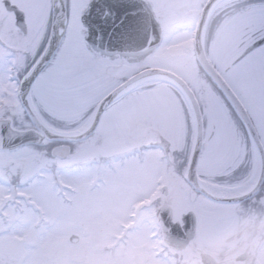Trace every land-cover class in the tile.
Returning a JSON list of instances; mask_svg holds the SVG:
<instances>
[{
	"label": "snow or ice",
	"instance_id": "snow-or-ice-1",
	"mask_svg": "<svg viewBox=\"0 0 264 264\" xmlns=\"http://www.w3.org/2000/svg\"><path fill=\"white\" fill-rule=\"evenodd\" d=\"M134 7L0 0V264H84L75 253L97 230L113 252L138 235L162 243L173 197L207 225L226 211L222 197L264 181V0L247 5L251 34L231 80L251 144L217 131L179 155L162 142L121 139L106 125L108 108L90 103L111 59L107 26ZM220 103L237 129L233 108ZM29 135L36 140L16 143ZM245 162L244 178L219 182Z\"/></svg>",
	"mask_w": 264,
	"mask_h": 264
},
{
	"label": "rangeland",
	"instance_id": "rangeland-1",
	"mask_svg": "<svg viewBox=\"0 0 264 264\" xmlns=\"http://www.w3.org/2000/svg\"><path fill=\"white\" fill-rule=\"evenodd\" d=\"M254 2L256 0H231L222 3L210 12L202 33V47L209 62L218 70L229 66L233 58L237 56V48L244 27H250L252 23V14L247 5ZM200 5L195 4L193 7L190 4L186 12L194 10L199 13L202 9ZM166 12L172 24H177V21H182L186 17L184 11L174 6ZM197 20L198 18L192 23L191 30L190 28L189 30H180V27H177V30L167 31L160 47L151 53L140 67L168 70L187 82L200 104L205 127L204 142L209 135H214L217 131L232 139L237 133L236 129L232 128L230 120L228 122L230 128L228 127V130L224 131V122L228 115L220 103L223 96L199 67L193 51ZM138 70L139 66L127 65L119 59L107 61L99 71L100 87L90 103L97 108L106 95L137 74ZM108 110L105 117L106 125L115 131L121 139L148 142L160 140L158 138L162 136L170 142L171 151L178 155L183 153L186 148L189 153L194 148L196 120L192 106L184 92L181 93L169 84L149 85L133 91L118 98ZM239 137L242 140L246 139V142L251 144L245 136ZM181 160L182 157L176 163L179 164ZM171 163L172 161L169 159V165ZM249 168L250 164L245 162L230 176L218 178L219 182L235 183L248 174ZM159 195L158 193L156 198H159ZM171 202L175 219H179L181 214L186 213L182 210L185 201L182 196H175ZM220 215L215 216L211 223L198 226L196 239L193 240L185 253L172 258L173 263L179 264L180 262L182 264V260L187 258L200 263L199 254L203 250L219 248L220 227L226 224L227 231L231 236V233L235 231L233 228H236L237 224L229 216L224 224L220 220ZM114 247L115 245L107 240L101 231L97 230L94 232L92 242L76 251L75 258L84 261V264H137L138 262L134 261L133 257L135 253L139 252L140 261L144 264H168V262L156 258L161 248L160 243L152 242L141 235L131 237L124 246L115 252L112 251Z\"/></svg>",
	"mask_w": 264,
	"mask_h": 264
},
{
	"label": "water",
	"instance_id": "water-1",
	"mask_svg": "<svg viewBox=\"0 0 264 264\" xmlns=\"http://www.w3.org/2000/svg\"><path fill=\"white\" fill-rule=\"evenodd\" d=\"M216 1L217 0H209L205 5L204 9H202L203 11L201 13V19L197 25L194 40V51L197 59L196 61L203 69V71L209 76V78L213 80L214 84L218 87V89L226 96L227 100L230 102L232 107L240 115L241 119L246 124V127L248 128L247 130H249L250 128H252V124L250 121H247L245 119L247 114L241 113L239 109H236L235 104L232 103L233 97L235 96L234 92L221 78L215 68L210 64L208 58L206 57L203 51V29L208 21L207 19L209 18L210 8ZM123 2L135 7L129 8L124 11H118L115 14L114 18L109 22L107 26L109 35L104 42L105 47L111 53L110 60L124 59L130 63H142V61H144L148 56H150L151 53L154 52L160 45L162 40V28L160 24L156 21L154 17V11L152 10L148 2H143V4H139L135 0H123ZM58 39L59 37L57 36L56 42L53 43V48H55ZM152 74H161L170 78L181 88V90L187 96L192 106L196 120V136L194 148L202 146L204 144V126L202 112H200V104L199 102H197L198 100L192 89L187 84V82H185L182 77L175 74L174 72L156 68L144 69L124 81L121 85H119L108 95H106V97H104V99L97 106V109L109 108L127 87L134 84L140 79L152 76ZM230 93L232 94L231 96L229 95ZM241 108H243V105H241ZM35 140V136L29 135L24 137L23 140H17L16 143H27ZM250 140H252V137ZM159 142L170 146V142L164 137H161ZM254 193L255 192H252L251 195H243L234 198L221 199L224 203H237L249 198ZM167 210V208H161V212H167ZM182 220L184 222L183 229L179 222L176 223L173 221V211L171 216H165L166 228L164 231L163 242L167 248L183 250L195 238L196 218L194 216H191V214L188 215V213H185L182 217ZM202 257L205 264H215L214 262L212 263L209 261V259H213L211 256L204 254Z\"/></svg>",
	"mask_w": 264,
	"mask_h": 264
},
{
	"label": "flooded vegetation",
	"instance_id": "flooded-vegetation-1",
	"mask_svg": "<svg viewBox=\"0 0 264 264\" xmlns=\"http://www.w3.org/2000/svg\"><path fill=\"white\" fill-rule=\"evenodd\" d=\"M135 1L138 2L139 4H143V2L144 3L148 2L150 4L152 10L154 11V17L162 28L161 31L162 32L161 44H162L165 38L164 35L167 31L169 32L170 30L171 32L174 31V29L177 30V27H180V30H189V28L191 30L192 23L195 21L196 18H198L196 23V28H197V25L201 19V13L203 11L202 9H204L205 5L209 0H135ZM190 4L193 7L195 4H201L200 5L202 6V9H200L201 12L197 13L194 10H190L186 12V10H188V5ZM172 6L186 13V17L182 21H177L178 22V23L176 22L177 24L174 23L175 25L170 23V20L168 19L169 17L166 12V10L171 9ZM244 28L245 29L243 30V33L241 35V41L237 48L238 54L235 58H233L231 64L229 66L223 67L222 70H218V68L214 67L221 76V78L230 87L231 90H232L231 80L233 75V67L236 64V62L240 59V57L244 54V51L248 46L249 38L251 34V27L247 26ZM194 40H195V36H194ZM194 50H195V44H194ZM119 60L127 65L139 66L138 72L147 69L146 67H140L145 60L142 61V63L141 62L130 63L124 59H119ZM220 93L223 96V98L227 100L226 96L221 91ZM230 106L232 107L231 104ZM233 112H234V117L237 121V129L235 130V132L239 136H245L246 138H248V140L251 143L252 141L250 140L251 136L249 135V130H247L248 128L246 127V124L243 122L240 115L235 111L234 108H233ZM229 120L230 119H228L227 116L226 121L224 122L225 132L226 130H228V127L230 128L229 126L230 123H228ZM161 137L162 136H159L158 139H160ZM150 141H155V140H150ZM157 141L158 140H156L155 142ZM171 204L170 206L173 209V221L176 223L179 222L183 229L184 222L182 220V217L185 213L181 214V217L179 219H175L174 208ZM225 205L227 206L226 211L221 213L220 220L224 223L227 221L228 216L231 219H234V223L237 224L236 228H233V230L235 231H233L230 236L227 231L228 229L227 224L225 226L220 227L221 240L219 243V248L215 247L217 249H206L205 251L203 250L199 254L200 263L194 261L191 258H187L182 260L183 262L182 264H205L202 257L204 254L211 256L213 259H209V261L212 263L214 262L215 264H264V181H261L255 193L249 198L237 203H225ZM197 235H198V224L196 221V236L194 239H196ZM192 242L193 241H191L187 246V248L183 250L166 248L163 245V243H160L161 248L159 250V253L157 254L158 257L156 258L161 259V255H163L162 261H166L168 262V264H178L177 262L173 263L174 261L173 257L185 253V251H187L188 247H190V244H192ZM133 259L134 261L138 262L137 264H144L143 262L140 261L139 252L135 253ZM142 261H144V259H142ZM179 264L181 263L179 262Z\"/></svg>",
	"mask_w": 264,
	"mask_h": 264
},
{
	"label": "bare ground",
	"instance_id": "bare-ground-1",
	"mask_svg": "<svg viewBox=\"0 0 264 264\" xmlns=\"http://www.w3.org/2000/svg\"><path fill=\"white\" fill-rule=\"evenodd\" d=\"M228 1H231V0H217L213 6L210 8V12H212L213 10H215L216 8H218L222 3H225V2H228ZM169 84L171 86H173L174 88H176L178 91H180L181 93L183 92L181 90V88L175 83L173 82L170 78L164 76V75H161V74H157V75H153L152 76H148V77H145L143 79H140L138 80L137 82H135L134 84L130 85L129 87H127L123 93H121L118 98H121L125 95H128L129 93H132L133 91H137V90H140L142 89L143 87L145 86H149V85H161V84ZM255 185H251V186H245L244 188V192H249L250 190H252V188L254 187ZM244 192H238V193H234V194H231V195H226L222 198H234V197H239L241 195H244Z\"/></svg>",
	"mask_w": 264,
	"mask_h": 264
}]
</instances>
